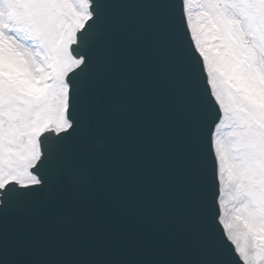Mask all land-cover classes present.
<instances>
[{
  "label": "snow or ice",
  "instance_id": "obj_1",
  "mask_svg": "<svg viewBox=\"0 0 264 264\" xmlns=\"http://www.w3.org/2000/svg\"><path fill=\"white\" fill-rule=\"evenodd\" d=\"M60 211L63 264H264V0H0V264Z\"/></svg>",
  "mask_w": 264,
  "mask_h": 264
},
{
  "label": "water",
  "instance_id": "obj_2",
  "mask_svg": "<svg viewBox=\"0 0 264 264\" xmlns=\"http://www.w3.org/2000/svg\"><path fill=\"white\" fill-rule=\"evenodd\" d=\"M129 104L126 100H119L116 110L121 113L128 111ZM85 148L97 157L105 158L112 152L113 145L103 133H96L85 138ZM109 194V184L105 175L101 174L100 185L95 192L82 193L85 203L90 204L98 199H103ZM10 231L15 233L24 231L35 238L32 259L40 264H63V262L85 258L81 253L69 250L62 241L79 235L85 230H94L97 222L93 218L74 215L70 212L60 211L49 218L32 217L21 222L13 223Z\"/></svg>",
  "mask_w": 264,
  "mask_h": 264
}]
</instances>
